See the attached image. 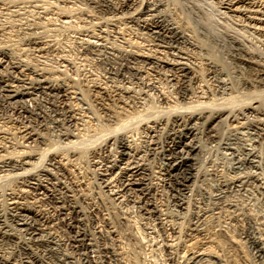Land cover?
<instances>
[{"label":"bare ground","instance_id":"obj_1","mask_svg":"<svg viewBox=\"0 0 264 264\" xmlns=\"http://www.w3.org/2000/svg\"><path fill=\"white\" fill-rule=\"evenodd\" d=\"M62 1L74 4L79 10L73 11L89 17V27L98 31L82 46L105 79L88 87L96 103L114 97L118 109L106 106L102 120L110 128L103 127L102 140L93 144L95 131L85 135L75 126L78 116L62 75L13 60L10 46L0 43V264H118L97 222L102 205L121 220L129 205L141 217H155L168 230L163 247L176 262L179 231L167 225L170 213L159 207V187L171 196L172 214L185 217L186 237L209 225L232 245L240 235L264 264V0H216L220 13L232 15L240 28L222 16L208 17L206 0ZM117 28L142 36V52L107 44L105 34ZM3 30L0 25V37ZM35 41L33 50L44 52ZM152 93L161 102L157 113L131 111ZM5 117L15 133L1 125ZM214 150L228 163L210 162ZM85 156L98 171L90 195L69 167ZM195 251L188 264L206 259L207 253Z\"/></svg>","mask_w":264,"mask_h":264},{"label":"rangeland","instance_id":"obj_2","mask_svg":"<svg viewBox=\"0 0 264 264\" xmlns=\"http://www.w3.org/2000/svg\"><path fill=\"white\" fill-rule=\"evenodd\" d=\"M18 1H20V0H18ZM38 1L39 0H22V2L20 1V3H19L15 0V1H12V4H10L11 1L8 2V4H7V2L0 3V5H1L0 6V23H1L0 25L3 26V29H5V30H3V33L1 36L2 39H0V43L2 45L5 44L4 46H7V45L10 46V49H9L10 55L9 56L11 58L13 57L12 58L13 60L15 59V61H19V62L21 61L22 64L26 63L25 65H28V66L31 65V66H36V67H42L44 69L46 68V70H49V71L52 70L54 72L59 73L58 74L59 76L62 75L61 77H59V79L63 78L62 80L60 79V81L63 82L65 80L67 83V87H68L67 91L71 90V92H69V95L70 94L71 95L69 96L70 98L68 101L71 102L69 104V106H71V108H72V110H74L76 116H78V117H76V118H78V120L76 119V123H75V126H77L76 127L77 130L78 131L82 130L79 132H84L85 135H91V132L93 133V131H95V133H93L92 135L95 134V136L98 135L99 137H97V139L94 141L93 144H97L98 142H100L102 140V137L100 136V133L102 132V130H106L107 128L108 129L110 128L107 126L108 124H110L109 122L107 123L106 120L104 122H106L107 124L103 122V120L105 119V116H104L106 114L105 112L109 111V110L107 111L108 107H106V106L108 105L110 110L112 108H115L116 105L118 106V102L115 101L116 99L114 97H112V99H111L109 96H108V98L103 97L104 98V99H102V101H104L103 104L96 103V101L93 99L92 91H90L91 89L88 87L90 85V83H92L94 80H95L94 83L96 82V84L103 85L102 83L104 82V79H105V78L103 79L104 74L102 72L101 66L99 67V63L97 61H94L95 59L92 56V54L89 51H87L86 49H84V47L82 46V45H84L85 42L93 40L92 36L96 35L98 33V31H96L94 28L91 27L92 26L91 22H88V21H92V20L89 17H87L85 14H83L80 11H76V12L73 11V10H79L74 4L64 2V1L61 2V0L60 1L59 0H40L39 2ZM217 1L216 0H206L205 2H203L205 13L206 14L208 13L207 16L210 18L212 17L211 19L222 16L223 17L222 20H224L223 22L227 21L226 23H228L230 20L233 21L235 18L234 17L232 18V15L231 16L230 15H224V14L220 13V11L218 10L220 8H219V4ZM52 2L53 3L56 2V3L53 4ZM62 4H64V5H62ZM58 5H60L61 8H60V6L57 7ZM63 7L67 8V10L64 8V10L66 12L63 10ZM217 7H218V9H217ZM60 10H62V11H60ZM69 10L71 12H67ZM216 10H218V12ZM61 13H62V15H61ZM67 13H68V15H67ZM216 15H218V16H216ZM214 16H216V17H214ZM224 16H226L227 18L226 17L224 18ZM228 17H230L231 19ZM231 21L229 23H231V25L234 26V28H240L239 25H236V24H238L236 19L233 21V23ZM234 22L235 23L237 22V23L234 24ZM229 23L227 25H229ZM89 25H91V26L89 27ZM90 28H92V29L89 30ZM117 29H119V30H115L114 33L108 32L105 34V37H106L105 39H108L107 41L105 40L107 44L110 43L109 45L112 44V46H114L116 44L114 47H118V48L121 47V49H123L125 47L124 49H126V50L142 52L141 50H143V47L145 46L144 43H147V41L145 39L144 40L142 39V36H140V35L138 36L137 33H135V32L132 33L130 30L126 31V29H124V28H121V29L117 28ZM122 29H124V30H122ZM243 29L246 30V28H243ZM92 31H94V32H92ZM240 31L242 32L244 30H240ZM4 32H5L6 36L4 35ZM90 34H92L91 37H90ZM244 34L247 35L248 37H250V39L252 38L254 42L260 44V42L257 41L258 36L256 35V33H252L251 30L248 31V29H247L246 32L244 31ZM114 35L117 37H114ZM114 38H116V39H114ZM122 40H124V41H122ZM30 41L38 42V44L42 43L40 45H43L44 48L46 47L44 52H41V53L36 52L35 45L31 44ZM142 41H143V43H142ZM130 42H131V44H130ZM113 43H115V44L113 45ZM127 44L128 45L130 44V45L128 46ZM142 44H143V46H142ZM146 45H147L146 48L148 49L150 46L148 44H146ZM134 46L137 47V49H139V51L136 50V48ZM81 47H83V48H81ZM33 48H35V49L33 50ZM146 48H144V51H147ZM132 49H135V50H132ZM11 54H12V56H11ZM43 65H44V67H43ZM58 69H60V70H58ZM62 70H63V73H62ZM72 71H74V72H72ZM64 72H65L66 76L64 75ZM60 73H62V74H60ZM73 78L75 79V82H73L74 81ZM69 81H70V83H69ZM161 85H163V87L165 89L166 85L164 83H161ZM70 86H72V87H70ZM104 86H106V85L104 84ZM79 88H80V90H78ZM72 90H74V91L72 92ZM169 90H171V89H169ZM75 91L78 94L75 93ZM78 91H81L80 93H82V94H80ZM73 93H75V94H73ZM77 95H79L80 98ZM71 96H73V97L75 96L78 99L75 97H74L75 98L74 99ZM82 96H83V98H81ZM147 97L143 98L145 100H143L141 98L139 99V101L142 103L141 104L142 106L139 105L140 102L137 101L133 104L134 105V107H132L133 109L131 108L132 110L131 109L130 110L131 111H133L135 109L138 110L140 107V109L138 111H140L142 109V110H144V112L147 110H151V111L157 113L158 112L157 110L160 109V105H161L160 104L161 102L159 101V97L157 96L156 93L155 94L152 93ZM79 99H81V100H79ZM83 99L84 100L87 99L86 101H88V102H85V104L82 103ZM150 99H152V100L150 101ZM106 100H108V101H106ZM111 100H113V102ZM117 106H116L115 110L118 109ZM135 106H136V108H135ZM149 106H151V107H149ZM137 110H135V111H137ZM4 120H3V122H5V123H1V125L3 127L5 126L4 128L8 129V130L11 128L9 130L11 132H13L15 130L13 132V133H15L17 129L14 127H16V125L15 124L12 125V123H7V117H5ZM77 122H79L80 125ZM102 124H103V126L101 127ZM104 124L106 126H104ZM89 126H91V127H89ZM103 127H107V128L103 129ZM85 128H86V131L89 129L87 131L88 134H86ZM97 129L99 132L97 131ZM89 131H91V132H89ZM96 131H97V133H96ZM7 150H9V152L11 151V153L14 152L13 151L14 148L12 149V147L7 148ZM211 152L212 153L209 154V156H211V157H209L210 162H212V163L214 162L216 164H223V162L225 161L226 163H228V159L222 153H220V151L214 150ZM85 157H86V159H84ZM85 157H83V160L82 159L79 160L78 161L79 163H75V161L70 163L69 167L71 169L72 179L74 178L73 181L74 182L76 181L77 184L81 188H83V187L85 188V189L83 188L84 193H86L88 190L87 193L90 195V193L92 192V189H91L92 184L94 185L97 181L98 171H97V168L95 166H93V164L91 165L90 158H88L87 156H85ZM77 164L80 166H78ZM86 164H87V167H86ZM81 167H82V169H80ZM93 178H94V180H96L95 182H92V181H94ZM83 183H85V184L82 185ZM160 188H161V191L159 190ZM89 189H91V191ZM158 190H157L158 191L157 195L158 194L159 195L156 198L158 199L157 200V202H159L158 204H160L159 207L161 208V210L164 209V211L162 210L164 213L165 212L170 213V214H168V216H167V213H165L167 216V218H166L167 225L169 227H173V228L175 227L176 230L179 231V232H177V234L178 233L181 234V235L178 234L180 237L177 236V234H176L175 240L173 241L175 244V247L177 249L176 250V257L177 258H175L176 262L174 260L170 261V259L168 257V252L165 251V248L163 247L164 243L168 239L167 234H166L168 232V230H166L164 228V226H161L155 217H153L155 219H153L151 216L141 217V215H139L138 213H135L136 211H134L135 210V209H133L134 207H132V205L131 206L129 205L130 207L128 206V207L124 208V213L126 212V214H123V215H125L126 218L121 220V219H118L119 218L118 212L115 213L116 211H114L113 209L111 210V208H107L108 207L107 205H105V206L102 205L100 207L102 209L99 208L100 212L99 211L96 212V215L98 216L97 222H98V224H100L99 226H102L100 228L102 230V232H104V234L105 233L107 234V236L106 235L105 236H106V238L108 237V240L110 242L108 240H106V242L110 243V244H108V246L111 248V250L112 249L114 250V251L113 250L112 251H113V253L115 252L114 254H116L115 256H117L116 261L118 264H186V263L188 264V260L190 258L188 256H190L192 254V251L194 252L195 250H197V252H200L202 250L203 252L207 253V254H205L206 259L203 258L205 260H202L201 262H199L200 264H209V263L210 264H248L247 263L248 259L251 260V262H253L252 264H262L261 262H259L260 259H258L257 256L255 257V255H257V254H255L256 252L252 247L250 248L248 241H245L244 238H242L239 235L238 238L240 239L239 244L241 241V247L239 246V244L237 246L232 245L231 243H229V240L226 237L222 236L221 234H217L218 232L215 233V231L211 228L210 225L208 227H206L207 229L202 231L201 234H199L198 236L196 235L194 237L192 236L191 237L192 239L190 238L191 240L195 239V240H193V241H195L194 242L195 244H194L193 241H191L188 237L185 236V234H183V233H185L186 226H187V222H185L186 219H184L185 217L184 218L180 217L181 215H179V217H176L175 214H174L175 216L172 214V213H176V212L174 210H172V205H170V204H172V200H171V196L169 195V192L167 191L166 188H163V187H159ZM161 192H163V195ZM92 194H94V193L92 192ZM94 202H95V200H93V203ZM104 207H106V210ZM127 208H132V209L128 211ZM107 209H108V211H107ZM169 216H170V218H168ZM171 216H173V217H171ZM180 218L183 220H181ZM161 227H162V230H161ZM163 230H164V232H163ZM206 232H207V234H206ZM236 232L237 231L235 230L234 233H236ZM238 234H239V231L235 235L237 236ZM162 235H163V237H162ZM164 235H166V236H164ZM164 237H166V239ZM168 237H169V239L172 238L170 236H168ZM195 237H199L200 240H197L198 238H195ZM205 237H206V239H205ZM209 237H211V238H210V241L208 242ZM161 238H163V239H161ZM179 238L181 239V241L178 240ZM135 239H137V240H135ZM161 240H163V241H161ZM196 240H197V242H196ZM198 242H201L202 244L198 243ZM160 243H162L163 245ZM196 243H198V244H196ZM177 251H179V252H177ZM187 257H188V259H187Z\"/></svg>","mask_w":264,"mask_h":264}]
</instances>
